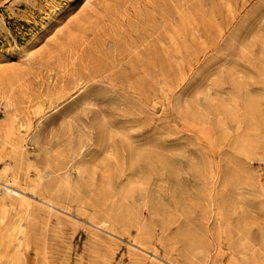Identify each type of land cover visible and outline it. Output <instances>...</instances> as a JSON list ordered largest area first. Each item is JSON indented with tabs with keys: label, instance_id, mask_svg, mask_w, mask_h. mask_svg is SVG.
I'll list each match as a JSON object with an SVG mask.
<instances>
[{
	"label": "rangeland",
	"instance_id": "374dc122",
	"mask_svg": "<svg viewBox=\"0 0 264 264\" xmlns=\"http://www.w3.org/2000/svg\"><path fill=\"white\" fill-rule=\"evenodd\" d=\"M0 264H264V0H0Z\"/></svg>",
	"mask_w": 264,
	"mask_h": 264
}]
</instances>
